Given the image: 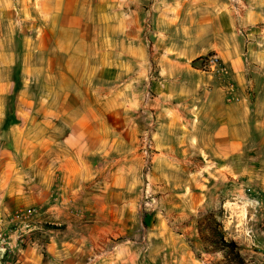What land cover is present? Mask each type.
<instances>
[{
  "label": "crops",
  "instance_id": "1",
  "mask_svg": "<svg viewBox=\"0 0 264 264\" xmlns=\"http://www.w3.org/2000/svg\"><path fill=\"white\" fill-rule=\"evenodd\" d=\"M122 5L123 0H19L15 8L10 0H0V12L6 11L10 17L7 25L3 21L0 25L32 30L17 35L18 43L14 40V46L4 51L5 57L12 60L10 67L20 60L21 86L12 123L3 128L0 141V212L13 210L26 201L23 186L14 181L23 179L22 172L28 167L16 166L14 157L38 164V200L48 195L46 189L50 188L61 204L57 217L66 220L61 223L69 224L72 216L76 221L73 228L67 225L54 232L56 240L50 244L54 252L82 250L91 235L101 239L123 226L128 228L130 221V200H126L124 189L133 185L140 164L133 155L135 149L125 152L121 145L124 139H137L138 109L144 99L130 102L134 113L126 116L114 110L121 107V102H108L111 95L108 97L103 85L91 89L86 98L75 86H70L62 98L57 90L59 74H63L57 60L76 58L86 50L105 53L101 44L114 41V35L106 30L122 33V19L114 20ZM161 5L164 13L160 16L169 18V12L181 13L174 3ZM248 6L239 22L240 27L248 28V37L237 41L234 37L223 49L215 41L221 16L212 12L215 4H208V13L203 14L198 27L200 51L191 61L217 51L227 74L219 77L178 68L174 74L180 83L189 85L193 81L196 85L195 102L180 97V84L176 100L177 85L151 81L157 97L145 99V104L152 116L150 124H155L154 168L165 163V156L186 155L190 139L197 142V154L226 160L229 168L237 156L248 154L252 138H264V0H248ZM156 7L160 9L159 4ZM168 25L157 35L182 30L173 20L168 19ZM91 27H96V32L89 33ZM43 58L50 60V66L38 72V59ZM124 123H130L129 128H124ZM28 146L33 150L28 151ZM28 154H33V159L25 161L22 156ZM76 209L82 210L81 217ZM83 217L87 219L79 225L77 219ZM72 235L83 239L75 240Z\"/></svg>",
  "mask_w": 264,
  "mask_h": 264
},
{
  "label": "rangeland",
  "instance_id": "2",
  "mask_svg": "<svg viewBox=\"0 0 264 264\" xmlns=\"http://www.w3.org/2000/svg\"><path fill=\"white\" fill-rule=\"evenodd\" d=\"M10 1L17 8L19 0ZM161 2L174 3L181 13L169 12V18L160 16L164 13ZM210 3L216 6L212 12L221 16L215 41L225 49L228 40L243 37L240 29H248L240 27L243 13L249 9L248 0H123L114 19H122V33L106 30L107 34L114 35V41L101 44L105 53L99 55L98 51L86 50L76 58L57 60L63 67L57 89L61 98L69 92L70 86L78 87V93L86 98L91 89L103 85L108 97L111 95L108 102H121V107L114 110L126 116L134 113L130 102L144 99L138 109L137 139H124L121 145L125 152L135 149L133 155L140 164L133 185L124 189L126 200H130V221L128 228L123 226L117 231L120 234L110 232L101 239L91 235L82 250L52 251L50 244L56 240L54 232L67 225L73 228L75 216L70 218L69 224H62L66 220L57 217L61 204L53 190L47 188L49 194L38 200V164L20 162L15 156L16 166L28 167L22 172L23 179L14 181L23 186L21 191L26 201L13 210L0 212V264H212L218 257L204 253L199 242V229L209 214L221 223L225 240L236 243L246 262L264 264V138H252L248 154L237 156L229 168L226 160L215 161L213 157L197 154L195 139L188 140L190 147L186 155L165 156V163L156 168L151 160L148 171L147 159L141 150L142 138L148 132L149 157L152 159L157 153L152 134L155 124H150L152 116L145 104V99L157 97L151 86L153 82L177 85L176 100L180 84L183 92L180 97L186 102H195L196 85L193 81L189 85L184 81L180 83L174 72L178 68L199 70V60L212 54L222 61L217 51H209L191 61L200 51L198 27ZM5 12H0V21L7 25L10 17ZM12 13L14 15V11ZM168 19L176 26L181 25V32L157 35L171 25ZM96 29L91 27L87 31L96 32ZM31 32L26 26L20 29L0 25L1 142L5 122L12 119L20 102L16 93L21 86L20 60L10 67L12 60L5 57L4 51L14 46V40L18 43L17 35ZM48 65L50 60L38 59V72ZM129 125L124 123V128ZM27 150L33 149L28 146ZM33 156L28 154L22 158L28 161ZM81 213L82 210L76 209L80 217ZM83 219L87 217L77 219V223L84 225ZM60 237L66 238L64 234ZM71 237L83 239L79 235Z\"/></svg>",
  "mask_w": 264,
  "mask_h": 264
},
{
  "label": "trees",
  "instance_id": "3",
  "mask_svg": "<svg viewBox=\"0 0 264 264\" xmlns=\"http://www.w3.org/2000/svg\"><path fill=\"white\" fill-rule=\"evenodd\" d=\"M11 123V120H6L5 126ZM199 242L204 253L218 257L212 264H252L245 261L233 240H225L222 225L212 214L205 218L199 229Z\"/></svg>",
  "mask_w": 264,
  "mask_h": 264
},
{
  "label": "built area",
  "instance_id": "4",
  "mask_svg": "<svg viewBox=\"0 0 264 264\" xmlns=\"http://www.w3.org/2000/svg\"><path fill=\"white\" fill-rule=\"evenodd\" d=\"M239 33H241L242 36L245 38L248 37V31L246 29H240ZM199 71L203 73L217 75L219 77L227 74L226 67L223 65L222 61L216 54L208 55L201 58L199 60ZM150 148H151V142L148 139V132H146V134L142 138V148H141L143 156L147 159L145 163L146 171L149 170V164L151 163V158L149 157L150 154H148Z\"/></svg>",
  "mask_w": 264,
  "mask_h": 264
}]
</instances>
